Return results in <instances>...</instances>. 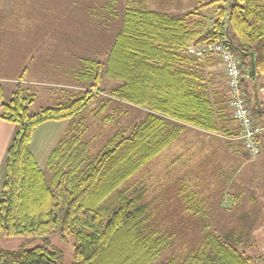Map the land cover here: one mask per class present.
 Instances as JSON below:
<instances>
[{"label":"trees","instance_id":"trees-1","mask_svg":"<svg viewBox=\"0 0 264 264\" xmlns=\"http://www.w3.org/2000/svg\"><path fill=\"white\" fill-rule=\"evenodd\" d=\"M214 2L228 7H221L204 31L199 22L188 24L185 18L150 10L146 0L135 1L104 60L83 59L77 75L86 90L68 102L32 113L33 96L21 85L6 101L0 84L1 119L17 126L0 196V236L48 242L54 235H71L76 242L72 264H153L171 248V235L149 227L151 207L143 203L144 191L122 186L188 126L228 134L200 69L202 59L190 56L188 47L225 45L240 60L247 102L256 91L250 82L264 74V0ZM107 80L118 82L108 92L103 87ZM101 93L146 115L130 131L115 133L92 158L84 140L87 127L77 118ZM65 121L66 132L41 166L31 150L36 130ZM185 197L191 215L207 218L196 193ZM205 227L203 240L184 258L161 264H252L240 243ZM63 256L61 250L44 245L0 249V264H59Z\"/></svg>","mask_w":264,"mask_h":264},{"label":"rangeland","instance_id":"rangeland-1","mask_svg":"<svg viewBox=\"0 0 264 264\" xmlns=\"http://www.w3.org/2000/svg\"><path fill=\"white\" fill-rule=\"evenodd\" d=\"M135 1L143 0H5L0 6V77H12V67L23 65L22 60L29 47L38 48L39 45H70L80 49L82 59L104 60L122 29L127 8ZM214 1L146 0V6L152 11L185 18L188 24L199 22L205 31L218 18L219 9L228 7L227 3ZM256 82L259 85L260 79L257 78ZM116 84L118 82L114 80H107L103 87L108 92ZM85 90L86 87L82 86L80 93ZM260 102L264 104L261 98ZM38 105L37 101L30 105V111H40L42 108L37 109ZM145 115V110L113 99L108 93L98 95L77 118V121L83 119L87 127L84 140L90 144L91 157H96L115 133L130 131ZM184 130L172 148L145 165L122 186V189L144 191L143 203L151 207L150 229L172 237L171 248L153 264H161L174 257L184 258L203 240L207 224L220 238L240 243L246 255L253 258L252 264H264V206L261 211L249 212L243 204L241 210L234 213L231 211V197L227 196L228 200H225L223 196L232 193L241 183L245 194L252 192L248 189L257 188L258 196L253 198L254 201L264 200V152L257 164L247 165L240 171L235 184L232 179L237 174L233 168L238 166V162L228 155L207 158L206 149L201 147V135L195 136V143L190 146ZM262 136L264 146V133ZM255 166L256 178L255 181L250 180L249 186L248 174L254 175V172L248 170ZM187 192L196 193L197 200L208 213L207 218L195 217L187 211ZM247 196L249 194L245 198ZM241 213L244 215L235 221L234 228L237 229L233 236V230L228 232L226 217H238ZM75 244L71 235H54L48 242L29 241L6 234L0 236V249L4 250H29L41 245L59 249L64 255L59 264H72Z\"/></svg>","mask_w":264,"mask_h":264},{"label":"crops","instance_id":"crops-1","mask_svg":"<svg viewBox=\"0 0 264 264\" xmlns=\"http://www.w3.org/2000/svg\"><path fill=\"white\" fill-rule=\"evenodd\" d=\"M4 3L5 0H0V6ZM35 48L29 47L26 56L23 57V65L20 63L18 67H12L14 72L12 77H0V84L4 89L5 100L9 101L12 98L17 85H21L29 95L33 96V103L31 105L36 101L39 103L37 109L53 107L78 97L82 90L81 82L77 75L83 63L80 49H75L74 46L70 45H39L38 48ZM199 63L201 66L200 69L207 81L210 94L215 100L217 109H219L218 115L223 121L222 125L226 128L228 134H213L190 126L185 128L183 134L189 137L188 144L190 146L195 143L193 138L197 135H201V147L204 150L206 149L207 158H212L213 156H216V158H223L224 155H228L233 158V160L237 161L238 166L233 168L236 170L237 175L236 178L232 179L233 183L235 182L236 184L238 176H240L238 175L240 171L242 172L247 165L257 164V162L260 161L264 152V146L262 145L263 134L261 135V154L257 159H249L241 141V129L234 120V109L230 103L227 76L221 63L217 58L213 57L202 59ZM258 76L259 75H256L254 82H250L251 85L255 87L256 91L249 95L248 106L254 121L264 124V104L260 102V98L264 100V74L262 76L260 75L262 78ZM257 78L260 79L259 85L256 82ZM68 126V121L50 122L36 130L31 150L41 166H45L50 153L63 137ZM16 133L17 126L3 121L1 119L0 109V196L6 173L7 152ZM174 144L172 146H174ZM242 161L243 163H240ZM217 165L219 166V163H217ZM249 171L254 172H252L254 175H251V173L248 174L250 186V180L255 181L256 178V166L249 169L248 172ZM250 191L252 192L247 193L249 194V196H247L248 198L246 197L247 200L245 198L247 195L245 194L246 190L243 184L241 185V183H239L238 188L236 187L232 193L223 194L225 200L231 197V211L234 213L239 212L243 204L248 208L247 210H249V212L261 211V208L264 206V200L258 201L257 199V201H254L253 198H257L258 196L257 188L253 187L252 190L251 188L248 189V192ZM247 202L250 204L247 205ZM241 215L244 214H238V217H234V215L226 217L227 228L229 229L228 232L233 230L234 233L237 229V227L234 228L236 226L235 221H237L239 217L241 218ZM260 218L261 217L257 218L258 221ZM252 221L253 220H250L249 222ZM262 221H264V219H262ZM230 223H233L232 226ZM235 235L236 233H234L233 236Z\"/></svg>","mask_w":264,"mask_h":264},{"label":"built area","instance_id":"built-area-1","mask_svg":"<svg viewBox=\"0 0 264 264\" xmlns=\"http://www.w3.org/2000/svg\"><path fill=\"white\" fill-rule=\"evenodd\" d=\"M187 53L198 59L215 57L221 63L227 76L234 120L241 129V141L248 157L252 160L257 159L261 154V135L264 133V124L255 122L250 113L241 87L244 73L240 60L223 44L191 45Z\"/></svg>","mask_w":264,"mask_h":264},{"label":"water","instance_id":"water-1","mask_svg":"<svg viewBox=\"0 0 264 264\" xmlns=\"http://www.w3.org/2000/svg\"><path fill=\"white\" fill-rule=\"evenodd\" d=\"M256 73V67L254 62L253 54H251V71H250V77H254Z\"/></svg>","mask_w":264,"mask_h":264}]
</instances>
